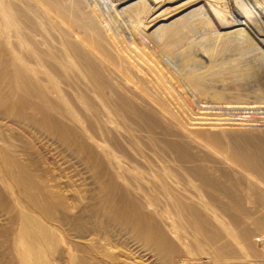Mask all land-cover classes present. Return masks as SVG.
Returning <instances> with one entry per match:
<instances>
[{"label": "rangeland", "instance_id": "374dc122", "mask_svg": "<svg viewBox=\"0 0 264 264\" xmlns=\"http://www.w3.org/2000/svg\"><path fill=\"white\" fill-rule=\"evenodd\" d=\"M25 228L52 264H264V0H0V264Z\"/></svg>", "mask_w": 264, "mask_h": 264}, {"label": "bare ground", "instance_id": "6f19581e", "mask_svg": "<svg viewBox=\"0 0 264 264\" xmlns=\"http://www.w3.org/2000/svg\"><path fill=\"white\" fill-rule=\"evenodd\" d=\"M230 15V14H229ZM231 21V19H229ZM236 21L238 19H235ZM234 21V19H233ZM213 33V32H212ZM217 33V32H216ZM186 44V43H185ZM185 46V45H184ZM174 48V47H173ZM95 51L96 49L94 50V55H95ZM100 52V51H99ZM97 53V52H96ZM101 54V52L99 53ZM105 59H107V57H105ZM104 61V60H103ZM106 61V60H105ZM101 63V58L99 57V59L96 61L95 63V60L93 59V61L91 62V64L89 63L88 64V68L86 69V76L89 77V78H92V79H104V76H103V72H102V67L100 65ZM110 66V65H108ZM106 67V66H105ZM111 68V73L112 72H115L113 69L112 66H110ZM104 69V68H103ZM107 69V67H106ZM115 76V75H114ZM114 91V90H113ZM245 137V136H244ZM240 138V137H239ZM236 141H239L241 142L239 139L237 138H234ZM242 139V138H241ZM247 140V139H245ZM246 142V141H244ZM242 143V142H241ZM246 144V143H244ZM240 146V145H239ZM236 149V147H235ZM181 156V155H180ZM193 157V156H191ZM195 157V156H194ZM188 159V157H186ZM181 159V158H180ZM183 159V158H182ZM193 159V158H192ZM196 159V158H194ZM187 161H190V166H191V160H187ZM197 161V159H196ZM194 160V164L196 165V162ZM186 162V161H185ZM187 164H189L187 162ZM187 164H185L186 166H188ZM194 164H192L193 166H195ZM192 166V167H193ZM189 167V166H188ZM196 167V166H195ZM194 167V171L195 168ZM193 169V168H192ZM196 172V171H195ZM78 223L75 222V226H77ZM144 222L143 220H139V222L137 223V226L139 227L140 229V236H144L143 235V231L145 230L144 229ZM154 240V239H153ZM46 243H49V240H47L42 234H37V235H34V236H30L28 234V230L25 228L22 230V233H21V236H20V239L18 241V244H17V251H18V254L21 258V260L23 261L24 264H52L48 257H49V251H47L45 249V244ZM163 244L165 242H162ZM217 253V252H216ZM226 253V252H225ZM223 254V253H222ZM83 264H86L85 260L83 261Z\"/></svg>", "mask_w": 264, "mask_h": 264}, {"label": "built area", "instance_id": "2783aa9c", "mask_svg": "<svg viewBox=\"0 0 264 264\" xmlns=\"http://www.w3.org/2000/svg\"><path fill=\"white\" fill-rule=\"evenodd\" d=\"M260 245H261V248H262L263 253H264V233L260 237Z\"/></svg>", "mask_w": 264, "mask_h": 264}]
</instances>
